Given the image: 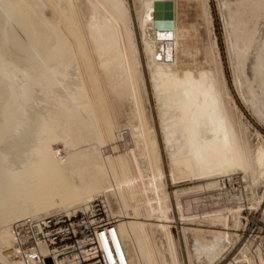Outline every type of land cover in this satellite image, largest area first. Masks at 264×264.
Segmentation results:
<instances>
[{
	"label": "bare ground",
	"instance_id": "1",
	"mask_svg": "<svg viewBox=\"0 0 264 264\" xmlns=\"http://www.w3.org/2000/svg\"><path fill=\"white\" fill-rule=\"evenodd\" d=\"M131 1L144 64L126 0H0V264H25L27 224L44 264H93L90 246L217 264L240 194L264 217V145L216 75L207 0ZM222 4L233 86L264 124V0Z\"/></svg>",
	"mask_w": 264,
	"mask_h": 264
},
{
	"label": "rangeland",
	"instance_id": "2",
	"mask_svg": "<svg viewBox=\"0 0 264 264\" xmlns=\"http://www.w3.org/2000/svg\"><path fill=\"white\" fill-rule=\"evenodd\" d=\"M126 1L129 3V5L131 7L130 16H131V19L133 21V29H134V33H135V39H136V42L138 44V47H139V50L141 53L142 62L144 64L143 52H142L141 44H140V40H139L140 35H139V31H138V28L136 25V21L134 19V10L132 8V1L131 0H126ZM221 4H222V0L220 2H219V0H207L205 2V5L207 6V9H206L207 15H208L207 18H210V19H208L210 22V25H208V29L210 26L209 32L211 35L210 40H211L212 48H213L212 55L214 54L213 55V59H214L213 62L215 61L214 67H215V70L219 69V68H217V65L221 68V69H219L218 73L216 71V75L218 78L220 77L219 80L222 83H225V85L227 86L226 87L227 92H229L228 94H229L230 98L232 97L231 98L232 102L235 104V106L239 110L240 115H242V116H240V119L242 121L243 126L246 128L245 137H247L248 143L250 141V143L252 144L253 142H256L258 140L264 145V124L261 123L257 119V116H255V114L252 112L253 106H251V105H253V102L250 99H249V101L246 100L241 94L238 93L236 86H233L234 85V83H233V71H232V66H230V65H232L231 50L229 48L230 45H228L229 40L227 41V37H228V34L226 32L227 26L224 24V23H226V21L224 20L225 19L224 16H222V15H224V9H223V4L222 5ZM221 7H222L223 12L221 11ZM221 13H223V14H221ZM226 45H227V47H226ZM228 56H230V57L228 58ZM143 67H144V65H143ZM143 69H144V76H146L145 67ZM221 74L223 77H221ZM146 78H147V76H146ZM221 78H223V81ZM147 80H146V82H147ZM234 87H235V89H234ZM148 92H149V89H148ZM148 94H149V98L152 99L150 92ZM243 100H245V101H243ZM155 124H156V129H157V133H158L160 146L162 149L163 146L161 143V137L159 134L158 122H157L156 117H155ZM256 135H258L259 138ZM231 187L232 186L229 185L228 182L226 181L225 182V189L226 188L229 189ZM258 192L261 194H264V182L259 184ZM263 201H264V199H263ZM172 231H173V235H174L175 239L177 240L179 246L181 247V250H182L181 252H183V241L181 238V234L179 233V231L176 228H173ZM77 251H78V253L81 252V250L79 248L77 249ZM222 255H223V251L220 254V256H222ZM220 262H222V260ZM220 262H218L217 264H219Z\"/></svg>",
	"mask_w": 264,
	"mask_h": 264
},
{
	"label": "built area",
	"instance_id": "3",
	"mask_svg": "<svg viewBox=\"0 0 264 264\" xmlns=\"http://www.w3.org/2000/svg\"><path fill=\"white\" fill-rule=\"evenodd\" d=\"M240 197L239 203L244 207L243 213L246 216V218L243 219V229L240 231L239 241L231 248V251L227 253L219 264H264L263 213L260 212L259 209L251 211L247 205H244L247 201L243 199L242 194H240ZM78 219L85 221V218L82 219L81 216H79ZM83 227H86V229L90 228L87 224ZM77 228V225L72 226L68 224L64 236L70 237L75 235ZM23 234L26 239L23 245L25 246L23 254L25 264H44L43 257L34 251L36 240L40 236L37 234V231H35L34 225H24ZM77 245L78 244H75V246ZM89 251L91 252L90 256L93 255L91 256L93 257L91 258V263L103 264V258L97 252L96 247L91 248L90 246ZM49 262L50 264H54L52 258H49Z\"/></svg>",
	"mask_w": 264,
	"mask_h": 264
}]
</instances>
